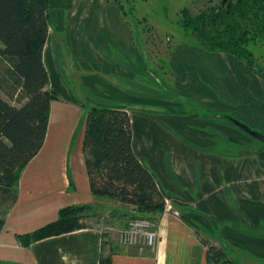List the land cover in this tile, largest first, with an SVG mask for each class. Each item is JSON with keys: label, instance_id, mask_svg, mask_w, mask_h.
Wrapping results in <instances>:
<instances>
[{"label": "crops", "instance_id": "0c3cea01", "mask_svg": "<svg viewBox=\"0 0 264 264\" xmlns=\"http://www.w3.org/2000/svg\"><path fill=\"white\" fill-rule=\"evenodd\" d=\"M72 2L70 26H50L43 50L49 87L59 95L51 102L44 145L22 170L15 188L0 185V264H99L103 243L109 245L101 222L28 246L18 238L56 221L62 208L84 204L156 218V246L134 252L130 246L112 245L111 264H214L201 231L231 245L244 241L251 254L264 259V248L252 245L260 240L255 229L264 227V150L224 155L209 147L201 130L170 122L161 111L136 107L144 102L134 100L129 91V70L122 59L134 54L132 29L119 6L111 0ZM66 44L73 55V61L66 57V66L74 89L57 53ZM167 66L178 93L208 105L222 97L235 104V117L264 133V77L243 59L188 42L173 48ZM98 95L104 101H94ZM105 102L129 113L134 151L170 204L163 211L140 212L92 193L83 139L88 109ZM122 221L117 219V226Z\"/></svg>", "mask_w": 264, "mask_h": 264}, {"label": "trees", "instance_id": "16d2710c", "mask_svg": "<svg viewBox=\"0 0 264 264\" xmlns=\"http://www.w3.org/2000/svg\"><path fill=\"white\" fill-rule=\"evenodd\" d=\"M123 12L120 0H113ZM247 0H238V4ZM251 8L260 23V33L242 30L223 35L212 34L207 26L220 18L233 21L232 0L220 2L217 15H192L182 10L179 25L192 29L203 37L190 42L213 51H223L243 59L256 73L264 77V68L256 63L250 44L258 36L264 38V0H253ZM51 0H0V185L15 188L21 172L44 145L50 120V107L58 93L49 87L50 75L43 60L50 24ZM226 8V10H225ZM20 94L19 105L11 102ZM219 114L215 113V117ZM220 118V117H218ZM225 119V118H222ZM233 126H235L229 119ZM236 127V126H235ZM241 130V129H240ZM216 149V148H215ZM242 156L253 151L230 154ZM83 154L92 193L97 197L115 199L144 213L160 212L166 207V197L157 180L138 158L133 146V129L129 113L114 106H92L87 111ZM91 204L72 205L59 211V218L32 233L18 235L22 245L34 240L89 226L83 220ZM201 242L208 249L210 262L238 264L230 259L223 247L207 239ZM112 249L102 246L99 264L112 263Z\"/></svg>", "mask_w": 264, "mask_h": 264}, {"label": "rangeland", "instance_id": "374dc122", "mask_svg": "<svg viewBox=\"0 0 264 264\" xmlns=\"http://www.w3.org/2000/svg\"><path fill=\"white\" fill-rule=\"evenodd\" d=\"M72 1L51 0L49 10V24L51 27L56 29L63 22L65 25L70 26L69 15L73 8ZM222 1L120 0L124 7V17L132 29V44L135 49L131 57L122 58L125 59L129 70L126 79L127 87L135 95L134 100H138V102L143 100L144 102L142 105H136V107L161 111L163 112L164 119L170 122L183 123L186 128L192 127L201 130L203 133L201 135H205L210 140L208 142L210 143V148H216V150L230 154L250 151L260 152L264 150V143L233 126L228 120L215 117V113L217 112L232 114L231 111L235 110L234 103L220 97V102L216 105H208L191 97L183 96L172 85L173 74L167 66L171 52L177 44L203 41V37L200 34L179 25L178 21L183 17L182 10L187 8L194 16L200 14L217 15L220 11L217 6ZM252 3L254 4L253 0H247L246 3L240 4H238V0H232V4L235 5L234 20L231 21L226 16L227 18H220L215 25H208L207 29L215 35H217V32L223 35L231 32L239 33L246 29L250 35L253 34V31L260 33V20L254 15V9L251 8ZM57 11L58 15H60L59 19L56 17ZM250 49L256 57L257 65L264 68V38L258 36L257 39L251 42ZM57 53L61 68L64 74L67 73L65 75L67 82L73 89L76 88L74 79L68 74L66 66V57L69 55L70 59H72L73 56L69 46L66 44L65 49L62 45H59ZM152 72L160 78V83L152 76ZM0 93L8 99L3 91H0ZM93 100L96 102L104 101L100 95L94 97ZM11 102L19 105L23 100H20L19 94ZM86 102L88 104L89 101ZM112 105L113 103L105 102L102 106L109 107ZM250 126L256 130H260L257 126ZM195 131L197 132V130ZM111 203L113 202L111 201ZM112 209H114L112 206H98L83 214V220L89 225L96 224V222L103 223L104 237L109 244L107 246L108 249H112V245L116 246L118 243L129 247V245L124 244L120 240L119 235L121 229L127 226L131 220L144 217L156 222V218L153 216L126 212H120L119 214V211ZM117 219H123L125 222H119L117 226ZM254 232L260 237V240L257 239L252 243L254 249H258V247L260 249L261 247L264 248V227L255 229ZM199 237L200 239H207L210 243L219 247H223L228 257L238 264H264L263 258L251 254L250 250L248 251L245 248L244 241H238L237 244L231 245L222 240L220 236L207 235L204 231L199 233ZM115 246L113 249H115ZM132 251L137 252V249H133L132 247ZM260 253H263L262 250H260ZM220 264L227 263L222 262Z\"/></svg>", "mask_w": 264, "mask_h": 264}, {"label": "built area", "instance_id": "2783aa9c", "mask_svg": "<svg viewBox=\"0 0 264 264\" xmlns=\"http://www.w3.org/2000/svg\"><path fill=\"white\" fill-rule=\"evenodd\" d=\"M170 205L169 202H166ZM120 240L138 250L153 249L158 240L156 223L150 218L139 217L131 220L120 231Z\"/></svg>", "mask_w": 264, "mask_h": 264}, {"label": "water", "instance_id": "95a60500", "mask_svg": "<svg viewBox=\"0 0 264 264\" xmlns=\"http://www.w3.org/2000/svg\"><path fill=\"white\" fill-rule=\"evenodd\" d=\"M228 0H223L222 3H226ZM152 76L155 78L157 82H161L160 78L152 72ZM218 117L229 119L237 128L241 129L242 131L246 132L250 136L260 140L262 143H264V133L260 132L259 130H256L252 128L249 124L246 122L240 120L239 118L228 115V114H219Z\"/></svg>", "mask_w": 264, "mask_h": 264}]
</instances>
